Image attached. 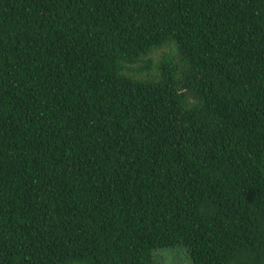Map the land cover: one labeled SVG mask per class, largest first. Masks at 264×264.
Here are the masks:
<instances>
[{
  "label": "trees",
  "instance_id": "1",
  "mask_svg": "<svg viewBox=\"0 0 264 264\" xmlns=\"http://www.w3.org/2000/svg\"><path fill=\"white\" fill-rule=\"evenodd\" d=\"M178 245L264 264V0H0V264Z\"/></svg>",
  "mask_w": 264,
  "mask_h": 264
},
{
  "label": "rangeland",
  "instance_id": "2",
  "mask_svg": "<svg viewBox=\"0 0 264 264\" xmlns=\"http://www.w3.org/2000/svg\"><path fill=\"white\" fill-rule=\"evenodd\" d=\"M161 53L163 51H160ZM157 264H194L189 250L185 245L162 248L155 251Z\"/></svg>",
  "mask_w": 264,
  "mask_h": 264
}]
</instances>
